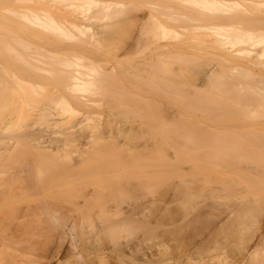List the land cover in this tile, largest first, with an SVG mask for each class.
<instances>
[{
  "label": "bare ground",
  "instance_id": "6f19581e",
  "mask_svg": "<svg viewBox=\"0 0 264 264\" xmlns=\"http://www.w3.org/2000/svg\"><path fill=\"white\" fill-rule=\"evenodd\" d=\"M138 1L139 0H0V71L2 72V78H0V264H137L139 262L138 259L136 260L135 258L137 256H134L135 251L132 245H127V247H125L126 249L124 248L123 255L118 254V256L112 258V255H114L113 252H116L115 250L117 249L115 247L109 246L108 244H105L104 242H101V234L107 232L106 228L99 229L93 240L89 242L91 245L90 248H95V251L91 250L94 256L91 255L92 252L84 254V251L77 250L78 246L76 238L78 235L79 227L81 225V221L85 220L88 217L89 209L91 208V206L95 205V203L100 200L103 194H109L111 197H114L115 195L113 194H116L122 190L126 180L131 182L132 180L137 179L139 177V175H136L137 173L131 171L133 173L131 174L129 170L128 172L126 171L127 174H121L120 172L116 173L117 169L114 171V168L117 165H115V163H119L121 161L122 158L120 157H123L122 154H120V157H117L120 159H117V161L113 159L115 161L112 162V159L107 160L104 156L106 154V156L110 157V155L113 154L106 153L105 147L101 148L99 145L97 146L99 149H103L105 154H103L102 151H98L99 149L97 150L96 147H94L95 150L92 148L93 144H91L92 141L90 142V140L97 138V136L96 138H94L96 134L95 132V134L93 133L94 137L92 136V139L89 133L94 130V128L93 130H90L92 129L90 127H93V125H90V127L88 126L90 129H88V127L81 128V131L82 129H84L82 132L76 129V126L74 127L76 131L68 129L65 130V125L63 127L65 131H59L61 129L57 130V127H59L58 125L61 124L60 121H62L60 113L62 116V112H73L76 110L77 106V108H80L79 106H81L82 108L86 107V109H88L87 107L90 108L93 103L95 104V102L98 101L97 99L95 100L94 96H91L89 93H93V91L95 90L110 92L112 94V97L115 95V99L118 100L117 103H119L120 106H123V108L124 106H127V104H130L129 106L131 107L127 106V110L130 108L129 111L127 112L126 107L124 108V110H126L125 114L130 113V110L131 112H133L130 114L131 118V115H135L136 117V114L138 115L139 112H141L139 115L141 118V114L143 111V117L145 118L142 117L140 119L138 116V119L139 121L143 119L145 125L149 124L150 118H152L153 114L155 116V112L151 114L152 116H149V113L147 112L150 111L152 113V110L154 109L159 110L162 107L159 105V103L161 102L160 100H165L161 99L163 98V96L165 98L168 97V99L170 98L169 101L171 102L172 99H174L173 101L177 103L176 105H178V107H180L179 105L183 106V108L181 107L183 109V119H175L177 123L176 121L171 120V122H175H173L174 125L172 124L171 126L169 123L170 121L168 120L169 118H165V116L161 115L164 111L163 108H165L162 107V110H159L161 111L160 114L159 111H157L158 113L156 112V121L154 120L153 116L152 121L155 126H153L152 124V128H146V130H148L147 133H149L150 129H153V131H155L154 134L156 133V135H153L152 130H150V133H152V135L149 133V137H157V140L160 136V138L164 137L163 133H165V138L163 139L168 140L169 138V140H171V138H173L175 142H179V140L183 137V142L186 141L187 143L191 142L193 145L195 144V148H192L191 146V148H186V151L192 152L196 148L206 150L208 156H204V159H200L196 155L191 154V159L195 161L202 160L206 162V169H208L209 171H203L202 168H198L197 171H195V173L193 174L195 178L199 179L205 177V180H207L206 176L209 175L208 172H211V170L213 172L216 168L219 169L220 164L221 168L222 164H231V162L234 161H228V159H226V156L221 155V151L228 150L231 152V149L234 150L235 148L236 153L240 151H238L239 146L235 147L234 144L235 140H237L236 142L239 141L238 138L236 139L235 137L237 132L235 133V135H221L220 131H224L225 128L222 130V126H220V130L216 127V129L219 130L220 134H215L214 131L209 130L208 132H212V135H205L206 132H204L202 128V125L204 123L201 124V121H217L215 122L217 125V123H220L218 122L219 119V121L225 123L227 122L226 124H230L228 121L233 124V122L236 121L243 122L246 120V118L250 119L251 117L256 118L264 116V106H261L263 107V109L260 107V105H264V92H262L264 91V16H262V14H264V0H174L176 3H174L173 1L172 4V0L170 1V3L168 2L169 0H164L167 1L165 3L162 0H158V2L162 1L164 3L163 6L169 4V6L166 7L167 10L168 8L172 9L171 11H173V9L175 10L173 13L176 15H174V19L176 21H172L173 18L171 13H169L171 17H168L172 19L167 21L168 23H170V21L174 22V24L171 23L173 25L171 29L175 28L177 31L175 33L174 29L173 34V32H171L172 30L169 29L170 27L167 26V24L164 25L166 22V20L163 18L164 16H162L164 11L161 12L162 17L160 16L161 13L158 12V17H160V19L162 20H159V18L154 17L156 13L155 15L153 13V17L158 19L157 21L159 22L160 26V28L157 30H162L160 31L161 34L163 33L164 36L167 37V39H169L168 36H171L172 34L173 39L175 38L176 41H173L172 38L171 41L170 39L167 40L163 37L168 42L161 43L162 41L160 40L163 38H158L159 43H161L158 44L159 46L156 45L154 47L157 40L155 44L154 42L151 43V46L156 48L155 50L152 47L151 51L157 52V54L154 52L156 55H152L153 57L151 56V59L155 56H157L155 58V61H157L158 57H161V59H158L157 65H154L151 68L150 66L151 63L152 65L154 64V59H152L151 61L150 58L145 60H149L151 63L149 61L148 64L150 63V65H147V63H145L147 67L144 66V69L142 70L145 71L148 68L149 72H146H148L147 74L151 75H148V78L146 77L147 74L143 76L144 79L142 80V86H140L141 82H138L139 79L138 81H136L134 80V77H130V73L127 74L129 75V77H126L127 75H123L126 78L124 79L123 77V79L120 80L121 77L119 75L126 73V71H124V73L122 72L123 70H121V68L125 69L126 67H123L121 63L118 64L120 66H117V68L120 69V72H122L120 74L118 70L116 72V68H114L115 65H110V68L108 67V64H106V66L104 65V61L108 58L106 52H111L112 48L111 47L110 49H108L106 45H108V42L110 40L113 43L115 42V40L113 41L112 39L106 37H111L107 35H110L112 32H114L112 33L113 37L114 35H116L115 33H117V25L120 21V18L119 20L118 18H116L118 21L116 20L115 24V22H113L115 21L113 18L117 15L119 17L120 14H123L125 12V15L123 14L120 17H122L121 20L124 17V19H126L128 22L131 18L130 16H132L133 13H135V15H137L138 13L132 12V14L130 15L129 13H126L129 11H125V9L127 6L137 3ZM140 1L143 4L142 6H140L141 4L139 6L143 7V5H145L143 9L147 10L146 13L148 11H150L149 13L153 12L150 9L152 7L154 8V10H156L154 6L157 0L156 2L153 0L155 4H153L154 2L152 0H149L150 5V1L153 2V6L151 5L152 7L147 6L146 3L148 2V0L147 2L145 0V4L143 0ZM140 1L138 3H141ZM158 6L156 8H158ZM130 8L128 9L130 10ZM132 10H135V7L132 6L130 13ZM158 11L162 10L160 9ZM166 12H170V10ZM146 13H144L145 16L149 14ZM165 13L164 15H166ZM126 14L127 17H125ZM128 14L130 16H128ZM151 14H149V16H151ZM135 15L133 16L135 17ZM142 15L143 13L141 14V17ZM182 15L188 23L189 21H194L198 24L202 23L201 25L196 24L195 30L197 31V29L199 30L200 28L205 29L204 31H206L207 34L209 32V34L206 35L207 38L209 37L208 39H210V37L213 38L214 35L216 38H211V42L214 40L213 42L216 43L215 46L212 42L210 46L211 49L208 48V44H210L211 42L209 43L208 41H206L208 46L206 47V42L204 41L206 39L204 33L206 34V32H204L203 35H198V41L200 37H205V39L201 38L202 41H200L201 43L204 41V45H201V43H199L201 46L198 44V47V45L195 44L196 39L194 38L195 41L191 39L194 44L191 43V46L190 44L186 45L189 47V49L190 47L191 49H196L198 47V50L196 51L194 49L195 51L192 52L190 49L188 52V47L185 48V41L189 40L188 42L190 43V39H188L187 37L185 41H181V37L183 35L180 36V33L178 32L180 30H178V27H183L181 26L180 21L182 20L183 23L186 22L184 19L181 18ZM145 16L143 17V19L145 18ZM137 17L139 18L140 16L138 15ZM147 18H145L144 20L146 21ZM178 18H181V20L179 21L178 26L176 28L175 25L177 24L175 22L179 20ZM135 19L138 20L136 17L134 18V20ZM163 19L165 20V22H163ZM152 20L153 19L149 21L153 23ZM123 21L120 22L122 23ZM153 21H155V19ZM131 22H133V24L136 23L135 21H133L132 18ZM131 22L128 25L131 24L133 26ZM141 22V24L139 22L137 24L138 26L140 25L142 28L144 27V21ZM146 22L147 23L145 24L149 23L148 19ZM125 23L126 22H124V25ZM149 24L145 26H149ZM156 24L154 23V25ZM112 25H114V28L116 29L109 28ZM134 26L136 27L135 24ZM151 26L153 25L151 24ZM191 26L193 28L195 27L193 25ZM156 27L157 26H155L154 29ZM108 28L109 31H111L110 33L107 32ZM146 29L148 30V28ZM192 29L187 31H192ZM203 29L201 30L203 31ZM182 30H184V28H182ZM118 31L120 32V30ZM187 31L186 33H188ZM143 32L147 36L145 30H143ZM160 32H157V34ZM181 32L183 33V31ZM104 33L107 35H105ZM190 33L191 34L189 37H193L192 33L195 34L194 31ZM102 36L103 38L105 37L104 39H106V42L102 40ZM141 36L143 37L142 34ZM158 36H160V34ZM150 37L152 38V36H149V42V39H151ZM182 38L185 37L183 36ZM139 39L141 38L139 37ZM101 40L105 44L101 42ZM134 41L135 42L132 41V43L140 44V42H138L137 40ZM112 42L110 43V45H113ZM188 42L186 41V43ZM102 43L105 46H103ZM132 43L131 45H127L129 47H126V49L130 48L127 50V54L129 52L130 54L132 52V55L134 54L133 52L137 53L136 50L139 45L134 44L136 46L134 47ZM96 44L98 45L95 46ZM101 45L103 46V48L102 50L100 48V50L106 55V58H103L104 54H102L100 50H95L96 48L98 49ZM192 45H195V47H193ZM212 45L216 48L217 52L216 50L214 51L215 48H212ZM203 46L211 50V52L214 51L215 53L213 52L212 55H216L217 53V57L220 58L216 60L219 62V66L218 64H213L215 60L212 61L213 63L210 64H208L209 59L207 61L203 60L208 55L209 57H211V53L208 50H206L208 51V55L205 56L207 53H205V49L203 48ZM258 47H260V49H258ZM90 48H95V51H91V53L93 52V54H90V51H88ZM182 48L186 49V52L188 54L191 53V55L189 54V58L191 57V61H189V58L187 61L183 60V58L186 60V58L184 57V54L186 53ZM199 48H201V54ZM103 49H106V52H104L105 50ZM114 50L112 48V51ZM169 50H172L175 53H172V55H181L180 53L182 52L183 56L178 57L176 55L177 58L182 57L180 59H182V61L184 62L182 63L180 61V63H178V66L179 64H182L183 67H186L185 69H183V73L181 72L182 74H176V72L173 73L172 70L175 71L176 69L174 68V70L171 68L168 59V61L165 60V58H168V55H170ZM110 52L108 54L111 55L112 53ZM152 52H149V54ZM101 54V59L105 60H102V62H99L98 64L97 60L100 59L96 58L95 61V58H93L92 55H97V57L100 58ZM174 55L173 57H175ZM146 56L150 57V55ZM197 56H199V58L201 56L202 59L200 58V61L198 60L196 63H193L195 62L196 58L194 59V61H192V57ZM2 58L5 59L7 65L2 64ZM176 60L177 59H175V61L171 60V62H176ZM244 60L246 64H243L244 67H241L242 61L244 63ZM203 62H205V64ZM234 62H236L235 65H232ZM202 63L205 67L206 65H208V67H211H206L204 69ZM237 63L238 65H236ZM212 64L214 66H212ZM239 64L241 65L239 66ZM178 66L176 68H178ZM252 66H259V70L256 71L258 72L257 74L256 72H254L255 68L251 69ZM197 67L198 69L201 67L203 68H201L199 72V70L196 71ZM252 71L254 73H252ZM172 74L175 75L171 76ZM198 74H202L203 76L202 78L198 79L200 82L198 80L196 81ZM168 75L170 77H168ZM128 78L129 81L126 80ZM137 78H140L141 80V77L137 76ZM145 78H147V80ZM116 79L118 80V83H122L118 84ZM131 79L132 82L134 81V84L130 82ZM201 79L204 80V86L202 85V87H204L203 90L201 89L202 87L199 88V85L202 84ZM123 80H126L129 83L125 81V86ZM195 81L199 84H197V88L194 85L196 83ZM136 83H140L139 86ZM120 85L123 87H127L128 85V89L124 87L125 91H123L124 89H121L122 87H120ZM143 87H149L150 92L153 91L154 93H157V95L162 97L158 98L155 95L156 99H160L155 100L152 92H147L149 95H146L145 91L143 92L141 90V88ZM129 88L131 90L133 88V90L136 91L132 92L131 90H129ZM126 90L131 94H129ZM137 92L139 94H137L138 96L136 97L135 93ZM132 93L135 94L136 98L134 97V95H132ZM141 94L146 97L151 96L154 101H150L151 99H149L148 102V100H146L148 98L144 97L146 98L145 100L148 102L146 103L144 101L143 95L140 96ZM172 95H175L173 96L174 98H172ZM128 96L130 97V99ZM136 100L138 102H136ZM155 101H157V106ZM158 101L160 102L158 103ZM167 101L168 100H165L166 103ZM121 103H123V105ZM133 103H135V105ZM140 103L143 106L147 105L145 108L149 107L150 105L152 106V108H156H153L151 110H149L148 108L147 110L144 108L142 109L141 107L143 106L140 105ZM153 103H155V105H153ZM160 104L164 105L163 102H161ZM25 105L30 107L27 108V106ZM58 106H60L61 108H59ZM257 106H259V108ZM234 107H237L238 109L241 107V110L243 109L244 113L243 111L241 114L239 112L236 113L237 111L235 112ZM245 107H247V109ZM29 108H31V111H28L30 110ZM132 108L134 109V111L138 108L139 112L135 111L134 113ZM19 112L21 113V115H23L22 120L26 118L25 121H22V123L20 122L21 120L16 119L21 116H18V114H20ZM44 112L46 113L44 114ZM43 115L47 116V124L46 121H43L45 129L41 130L39 128L43 129V127L40 126L41 124L39 122V118L42 119L43 117L41 118V116ZM157 115L159 119L163 117L165 118V120L167 119V122H163L162 120L159 121V119L156 118ZM242 116L243 118H240ZM67 120L68 118H66V121ZM152 121L150 123H152ZM180 121L181 123H179ZM38 122L40 126L39 128L37 126ZM155 122L158 127L156 126ZM210 122L205 123V125H209L208 123ZM255 122H257L256 119ZM165 123H169L170 128L169 125L166 126L167 124L165 125ZM252 123L253 122L248 123L250 124L249 126L252 127L254 125V123L253 125H251ZM61 125L63 126V123ZM97 125L101 126L102 129L104 124ZM145 125L144 128L147 127ZM175 125L179 126L175 127ZM180 125L182 126L180 127ZM198 125L202 128L200 130L203 131H200L198 129ZM225 125L223 124V126ZM99 126L98 129H100ZM173 126L174 128L172 129ZM236 126L239 127V125ZM244 126L245 125H243L242 128L241 125L239 131H241L242 129H245L247 131L246 127L248 125L245 127ZM259 126H261V122ZM154 127L156 128V130L160 128V133L159 130L156 131ZM238 127H236L235 129L238 130ZM211 128L213 130V127ZM250 128L249 130L252 129ZM206 129L208 130V128ZM125 130L129 132V129ZM249 130L245 132L247 134L248 132H250L251 134L254 129H252V131ZM99 131H97L96 129V135H98V137ZM255 131L256 129L253 132ZM145 132L146 131H144L142 135L144 137L146 135L147 137L148 134L146 133L144 135ZM157 132L159 133V135L161 134V132L162 134L158 136ZM215 132L217 131L215 130ZM226 132L227 130H225L223 133ZM229 132L230 131L228 130V133ZM243 132L244 131L242 130V133ZM258 132L256 131V133ZM100 135H105V132L103 133V135L100 133ZM237 135H239V133H237ZM251 135H253V133ZM133 136H131V138ZM254 136L251 137L254 138ZM262 136L263 135H261V139ZM102 138L105 139L106 137ZM135 138H139V136H136ZM98 139L99 138H97V140ZM104 139L103 141L106 140ZM163 139H160L161 143L162 141H165ZM259 139L260 138L257 137V140ZM246 140L247 139H244L245 142ZM95 141L96 140H94L93 143ZM76 142H78V147L80 149L78 150L79 157L72 159V145ZM89 143L92 145H90L92 151L95 152L97 150L95 155L101 152L103 156H96L95 159L92 158L95 155H91V149L87 148L90 151L86 149V146L89 145ZM167 145L169 146V144H166L164 146ZM241 145L242 144H240V148ZM161 147L163 148L162 150H165L166 148L163 146ZM247 147L248 146H246V149H248L247 153H243L244 155L235 154L237 155L235 156L236 163L242 159H247L249 161H255L260 164H264V160L259 157L253 156L249 151L250 149ZM68 148L70 151L68 150ZM158 148H160V146ZM82 149L85 150L83 151ZM242 149H245V147L241 148V150ZM162 150H160V152H162ZM65 151L68 153L69 156H71V161L76 159L75 162H71L70 160H68V162H64V165L67 166L69 169H71V167H80L81 165L88 167L89 165L94 164L99 167L98 172L101 175L100 182L102 184V187L88 188L86 191L81 192L79 195L81 198H83V200L78 199L74 203H67V200L65 199L66 194L60 189L56 190V188L53 187V183H55L56 180L59 178L58 165L61 163L59 157H64L67 154L64 153ZM108 151L109 150H107V152ZM183 151L185 150L183 149ZM60 152H62L63 155H61ZM244 152H246V150ZM86 154L88 155V157ZM65 159L67 158L65 157ZM110 162L115 166H111ZM66 163H70L71 165H66ZM123 163L124 162H122V164ZM124 164H126V162ZM107 165H109V167ZM196 165H198V163ZM118 166H120V164ZM112 167L113 171H111ZM213 168L215 169L213 170ZM217 171L220 173L222 172V169H219ZM71 172L73 173V170ZM71 172L67 173V175ZM203 174H205V176ZM136 176L138 177L136 178ZM230 191L232 190L230 189ZM192 196L193 195H190V193L186 195L184 199L185 207L194 204L192 202L194 197L192 198ZM114 198V204L112 205V207L107 208V214L104 220L107 225L110 224L108 229L111 230L114 227L123 226L124 224L136 223L135 217L138 214L136 205L133 202H130L128 203L127 207H123V202L118 200L116 197ZM115 215L119 216L118 219H114ZM111 258L114 259V261Z\"/></svg>",
  "mask_w": 264,
  "mask_h": 264
},
{
  "label": "rangeland",
  "instance_id": "374dc122",
  "mask_svg": "<svg viewBox=\"0 0 264 264\" xmlns=\"http://www.w3.org/2000/svg\"><path fill=\"white\" fill-rule=\"evenodd\" d=\"M134 1H137V0H134ZM143 1L145 4V0H143ZM152 1H150V2H151V5L153 6V4H155L156 0H154L155 2L153 1L154 3ZM162 1H164V0H162ZM162 1H159L160 2L159 3L157 0L158 3L156 2L155 6H154L156 10H154V8L150 5L149 0H148V2L146 0L147 6L152 7V8L148 7L151 9V11H153V12H151L152 14L149 13L150 11H148L146 13L147 10L143 9V7H145V5H143V7H140L143 4L141 1H140L141 3H138V2L134 3L133 2L134 4H132V5L129 4L130 6H127L125 9V11L127 10L129 12H126V13H129L130 15L132 14V12L138 13L137 15H135V13H133L132 16H130L128 14V16H130L133 19V21L136 22V23H134L136 25V27L134 26L133 22H131V18L128 22L126 19H124V17L121 20L122 17H120V16H122L123 14L125 15V12L123 14H120L119 17H118V15L116 17H114L113 19L115 21H113V22H115V24H116V20H117L116 18H118V20L120 18V21L126 20V21H123L122 23L120 21H119V23L117 22L118 23L117 29L114 28V25L109 27V28H113V29L117 30V33H115L117 36L114 35V37H113L112 33H114V32H112L110 35L105 34L107 32H109V33L111 32V31H109V28L107 29V32L104 33L105 35L111 36L114 39L111 37H106V38H110L113 41L115 40L114 43L110 40L113 43V45L111 44L112 46L110 45L111 42L108 40L109 42L108 41L107 42H108L109 47H108V45H106V47L108 49H110L112 47L113 50L114 49L115 50L112 51V48H111V52L110 51L106 52L107 48L103 49V50H105L104 52L107 53L108 58L106 60L104 59L105 61L103 59H101L102 54H104L101 52V50H102L103 46H105L104 42H106L105 41L106 39H104L105 37L103 38V36H102V40L104 42L102 40H101V42L104 43V44L102 43L103 46L102 45L99 46L98 49L97 48L96 49L90 48L91 50L90 49L88 50V51H90V54H93V52L91 53V51H93L94 49L96 51L97 50L99 51L101 48L100 52L102 54H101L100 58L97 57V55L96 56L92 55L93 58H95V61H96V58L100 59L101 61L97 60V62L99 64V62H102V60H103L104 65L106 66V64H108L109 68H110V65H113V66L115 65L114 68H116V72H117V70L119 71V74L122 72L124 73V71H126V73L121 74L122 76L119 75L121 77L120 80H122L125 75L130 73V75H131L130 77H134L135 79L134 78L133 79L136 81H138V79H139L138 82H141V84L140 83H136V84H138V86H139V84H140V86H142V80L144 79L143 76H145L149 72L148 68L145 71L142 70V69H144V66L147 67V65H150V63H151L150 61L152 59H154V61H153L154 64L152 65V63H151V66H150V68H151L152 66L157 65L158 59H161V57H158L157 61H155V58L157 56H155L154 58L151 59L152 55L154 56L155 53L157 54L156 51H154L155 53L151 51V49L153 47V46H151V43L154 42V44H155V42L157 40L156 44L154 45V47H155L158 44L168 42L167 40H169V39L171 41L173 39L172 34H171V36H168L169 39H167V37H165L163 33L161 34L160 31H162V30H157L160 28L159 22L157 21L158 20L157 18H159V20H162V19H160V17H158V15H159V13H161L163 11L165 13L166 11L170 10V12L165 13L166 15H164V13H163V15H162V13L160 14V16L161 15L164 16L163 18L166 20V22H165V20L163 19V22H165L164 25L167 24V26L170 27L169 29H171L173 27L172 24H174V22H172V21H176L174 19L175 14L173 13L175 10L173 9V11H171L172 9H169V8L167 10L166 7L169 6V4L168 5L166 4L165 6H163V5L168 0L164 1V3ZM170 1L171 0H169L168 2L170 3ZM173 1L174 0L171 1V4ZM175 1H178V0H175ZM175 1H174V3H176ZM171 4H170V6H171ZM132 6L135 7V10H132L130 13ZM137 6H139V7H137ZM157 6L159 9L156 8ZM160 6H161V8H160ZM128 8H130V10ZM136 8H139V9H136ZM160 9L162 11H158ZM142 13L144 16H145L144 13L151 14V16H149V14L147 16H145V18L148 17L147 19H148V22L150 23V24L148 23L149 26H145V25H148V24H145V23H147L146 22L147 19L145 21L144 20L145 18L143 19L144 16L142 15V17H141ZM153 13H154V15L156 13V15L154 17H157V18L153 17ZM169 13H171L173 19L170 18L171 16L169 15ZM133 15H135V17L138 20L139 19L140 20L139 21L136 19L134 20L135 17ZM138 15L141 18L140 17L138 18L137 17ZM168 16H170V17H168ZM262 16H264V14H262ZM125 17H127V14ZM167 17H168V19H167ZM177 17H180V16H177ZM181 18L184 19L183 15L181 16ZM181 18H178L179 20H177V22H175L177 24V25H175L176 28H177L178 23L181 20ZM127 19H129V18H127ZM151 19H153V20L155 19V21L152 20L153 23H151L150 22ZM171 19H172V21H170V23H168V21ZM184 20L186 21V19H184ZM141 21H144L143 24H144L145 28L144 27L141 28L140 25H139L140 27L138 26L137 23L138 22L140 23ZM124 22H126L125 25H124ZM130 22L133 24V26L131 24L128 25ZM156 22H157V24H156ZM154 23L156 25H154ZM194 23H195L194 21H189V23L187 21L184 23L182 20L180 21V24H181V26H183L182 28H184V30H182L181 27L180 28L178 27V30L180 29L181 31H183V33L180 30L178 32L180 33L179 34L180 36L183 35L185 37V38H182L183 37L182 36L181 41L182 40L185 41V39H187V37H188V39H190V43L188 42L189 40H186L188 43H186V41H185V48L188 47L186 44H190V46H191V43H193V41H195L194 38L196 39L195 44L198 45L199 43H201L200 41H202L201 40L202 37H200L199 41H198V35H203V33L206 32V31H204L205 29H203V28H200L199 30L197 29V31H196L195 30L196 24H198V23H195V25H194ZM143 24H142V26H143ZM151 24L153 26H151ZM201 24L202 23H200L198 25H201ZM121 25H122V29H121ZM191 25H193L195 27L193 28ZM155 26H157V27L154 29ZM146 28H148L149 31ZM113 29H111V30H113ZM139 29L141 30V32ZM142 29L145 30V32L147 33V36L143 32ZM174 29H171L172 30L171 32H173ZM191 29H192V31H187V30H191ZM201 29H203V31ZM118 30H120V32ZM185 30L188 33H186ZM156 31L160 32V33L157 34ZM176 31L177 30L175 29L174 32L176 33ZM193 31L195 32L196 35L194 33H192L193 37H189L191 34L190 32H193ZM154 32L157 35H155ZM174 32H173V34H174ZM201 32H202V34H201ZM151 33H153L154 35ZM141 34L143 35V37L141 36ZM159 34H160V36H158ZM208 34H209V32H208ZM208 34L206 32V34L204 33V36H206ZM150 35L152 36V38L150 37L151 39H149L150 40V42H149L148 38ZM185 35H187V36H185ZM138 36L141 39H139ZM195 36H197V37H195ZM137 37L139 40L137 39ZM154 37L155 38L157 37V38L155 39ZM163 37L167 40H165ZM158 38L159 39L163 38L160 40V41H162L161 43H159ZM208 38L206 36V39H205V37L202 39H205L204 40L205 42L208 41L210 43L211 40L213 38L215 39L216 37L213 35V38L212 37H210V39H208ZM191 39H193V41H191ZM134 40H137L138 42H140V44L132 43V41L135 42ZM151 40H152V42H151ZM163 40H165V41H163ZM173 41H176L175 38L173 39ZM204 41L202 42L203 44L201 43V45H204ZM212 42L210 44H208L209 47L207 46V42H206L205 43L206 47L211 49L210 46H211ZM131 43L133 45L134 44L139 45L137 50H136L137 53L133 52L135 55L134 54L132 55V52H131V54H130V52L127 54V50L130 48L126 49V47H129L127 45L128 44L131 45ZM99 44H101V43H99ZM213 44L215 46L216 43L213 42ZM97 45L98 44H96L95 46H97ZM135 45H134V47H136ZM197 45H196V47H197ZM199 45H198V47H199ZM149 46H151V47H149ZM192 46L195 47V45H192ZM214 46L212 45V48H215ZM197 48L196 49L192 48L193 49L192 50L190 47L192 52H194L195 50L197 51L198 50ZM203 48L205 49V53H207L208 51L211 53V57H209V55L207 53L205 56L208 55L207 56L208 58L204 56L205 58L203 60L207 61L209 59L208 64L213 63L212 61L215 60V62L213 64H218V66H219V62L216 61L219 58V57H217V53H216V55H212V53L216 50V48L214 49L213 52H211V50L205 48V46H203ZM154 49L156 50V48H154ZM182 49H184V48H182ZM190 49L188 47L187 51L189 52ZM199 49H200V54H201L202 53L201 48H199ZM204 49H203V51H204ZM258 49H260V47H258ZM206 50H208V51H206ZM184 51L186 53V54H184V57L186 58V60L184 58H183V60L187 61L189 56L191 55V53H189L190 54L189 55L186 52V49H184ZM100 52H99V54H100ZM109 52L112 53L111 55H113V56L108 54ZM149 52H152V53L149 54ZM216 52H217V50H216ZM113 53H115V54H113ZM172 53H174V52L171 50L170 55H168L169 57L165 58V60L168 59L170 62L171 68L176 69V70L174 69L175 71L172 70L173 73L176 72V74H182L183 69H185L186 67H183L182 64H179V66H178V63H180V61L182 63H184V62L182 61V59H180L182 57L177 58V56L178 57L183 56V54H182V52L181 53L178 52L181 55L176 54L177 55L176 56V55H174L175 54L174 53L173 55L175 57H173ZM193 54H195V53H193ZM146 55H150V57H147ZM198 55H199V53H198ZM103 56H104L103 58H106L105 54ZM202 57H203V54H202ZM149 58H150V61L149 60L145 61L146 59H149ZM170 58L172 61H175V59H177L176 60L177 63L171 62ZM192 58H193L192 61H194V59L199 58V56L192 57ZM200 58H201V56H200ZM200 58L197 60L195 59V62H193V63H196L198 60L200 61ZM2 59H1L2 64L7 65L5 59L4 58H2ZM118 61H119V63H118ZM148 61L150 62L149 64H148ZM189 61H191V59ZM205 62H203V63L205 64ZM120 63L123 67H126L127 69L121 68V70H123V71L120 72V69L117 68V66H120V65H118ZM145 63H147V65H145ZM203 63H202V65H203ZM235 63L236 62H234L232 65H235ZM238 63H240V62H238ZM238 63L236 65H238ZM213 64H212V66H214ZM243 64H246L245 60H244V63L242 61V65L239 64V66L241 65V67L242 66L244 67ZM113 66H112V68H113ZM177 66H178V68H176ZM206 67L210 68L211 66L208 67V65H206ZM206 67L204 66V69ZM216 67H217V65H216ZM201 68H203V67H201ZM201 68L198 69V67H197L196 71L199 70V72H200ZM252 68H255L254 72L259 70V66H252L251 69ZM146 71H148V72H146ZM254 72L252 71V73H254ZM1 73L2 72L0 71V78H2ZM257 73L258 72H256V74ZM132 74H133V76H132ZM148 75H151V74H147L146 77ZM173 75H175V74H172L171 76H173ZM137 76L141 77V80H140V78H137ZM126 77H129V75H127ZM126 77H124V79ZM168 77H170V76L168 75ZM202 77H203L202 74H198L196 81ZM147 78H145V79L147 80ZM118 79H119V77H118ZM171 79H172V77H171ZM126 80L129 81V78ZM126 80H123L125 86H126V83H125ZM201 80H202L201 85H199L195 81L196 83L194 85L196 86V88H197V84L200 86L199 88H201L202 85L204 84V80L203 79H201ZM243 80H245V79H243ZM128 81H126V82H128ZM130 82H132V79ZM117 83H118V80H117ZM120 83H122V82H120ZM120 83H118V84H120ZM132 83L134 84V81ZM116 86H119V85H116ZM120 87H122L121 89H124L123 86L120 85ZM127 87H128V85H127ZM127 87H125V88L128 89ZM131 87H133V86H131ZM143 88H141V90L143 92L145 91L146 95H149L148 93L150 92L149 91L150 88L149 87H147L148 89L145 87H143ZM193 88H194V86H193ZM196 88H195V90H196ZM201 89L203 90L204 87H202ZM129 90H131V89L129 88ZM123 91H125V89ZM131 91L135 92L136 90H133V88H132ZM151 92L153 93V97L155 100H157L160 97L159 95H157V93H154L153 91H151ZM262 92H264V91H262ZM89 94L91 96L93 95L95 100L96 99L98 100V101H96L97 103L96 102H95V104L93 103L92 104L93 106L91 105L90 108L87 107L88 109H86V107H83L84 108L83 109L81 106H79L80 108H77L78 107L77 106L76 110H75L76 112L73 111V112H67V113L64 112L63 113L62 111H60V112H62V116L60 113V117H61L62 121H64V122L60 121L61 124L63 123V126L61 124H59L58 125L59 127H57L58 128L57 130L61 129L59 131H63L65 128V130L68 129V130H72V131L75 130L76 131V129H78L81 131V128H85V127L87 128L88 126L90 127V125H93V127H90L92 129H90L88 127V129H90V130H93V128L95 130V131L93 130V131L89 132L91 139H92L94 137L93 135L95 133L97 134L96 129H97V131H99L101 129V126H99L97 124H101V125L104 124L103 128H102L104 130L101 129L99 132L102 135L105 132V135L101 136L100 133L98 132L99 137L96 134L94 137V138H96V136H97V138H99L98 140L102 139V140H100L101 142L98 141L97 138L90 140V142L92 141L91 144H93V146L89 143V145L86 146V149L87 148L91 149V152H90L91 155L92 154L95 155L96 151L99 149L97 147L98 145L101 148L105 147L106 150L105 149L104 150L106 151V153H109V154L113 153L110 155V157L106 156L103 149H99L98 151H102L103 154H105L104 156L107 160L112 159V162H113L115 160L117 161V159H120V158L124 159L125 158L124 160H122V159H121V161L119 160L121 163L120 162L119 163L114 162L115 165L117 164L116 167L114 168V171L117 169L116 173L120 172L121 174L122 173L124 174V173H126V171L128 172V170H129L131 174H133L132 172H135V173H137L136 175H139L140 179L138 176H136V178L137 177L138 178L132 180L131 182L126 180L122 190L116 194H113V195H115L114 197H116L118 200L123 202V207H127L128 203L133 202L136 205V209H137L138 214L135 217L136 223L124 224L123 226L114 227L111 230L108 229L110 224L107 225V223L104 222V220L106 218V214H107L106 210L108 207H112V205L114 204L113 200L115 198L113 196L111 197L109 194H105V195L103 194L102 197L100 198V200H98L97 203H95V205L91 206V208L89 209L88 217L85 220L81 221V225L79 227L78 235L76 238V242H77V246H78L77 250L84 251V254H88V253L92 252L93 250L95 251L94 247L92 249L90 248L91 245L89 242L91 240H93V238L95 237V235L97 234L99 229L106 228L107 232H104L101 234L102 235V239H101L102 241L101 242H104L105 244H108L109 246L115 247L117 249V250H115L116 252H113L114 255H112V258L118 256V254L123 255L124 254L123 253L124 248L127 247V245H132L133 249L135 251L134 256H137L135 258H136V260L138 259L139 262L138 261L137 262L140 264H165V263H167V264H264V164H260V163L255 162V161H249L247 159H242L236 163V160H235V156L241 155L243 153H247L248 149H246V146H248L247 148L250 149L249 151L251 152V154L253 156L259 157V158L264 160V138H263L264 137V130H262V129H264V124H263L264 121H262V120H264V116H261L263 118H261V117H256V118L251 117L250 119L246 118V120L248 119L249 122H248V120L247 121L245 120L243 122H238V121L233 122V124H235V125H233L230 121H228L231 124V126H230V124H226L227 122L225 123V122L219 121V119H218V122H220V123H217V125L215 123L217 121H211L210 122V121L206 120L207 122H210V123H208L209 125H207V124L205 125V123H207V122L201 121V124L204 123L202 125V128H203L204 132H206V134L204 133L205 135H212V132H208L209 130L214 131L215 134L221 133V135H226V134L235 135L236 132L239 133V135H237V133H236L237 136L235 135L236 139L238 138L239 141L236 142L237 140H235L234 144H235V147L239 146V148H238L239 150L238 149L237 150L240 152L236 153V151H235L236 148L234 150L231 149V152L228 150L227 151L224 150V151L220 152L221 155L226 156V159H228V161L234 160L235 162L233 161V162H231V164H222L221 168H220L221 164L219 163L220 164L219 169H222V172L219 173L217 171V170H219L218 168H216L217 170L215 168H213V170L215 169V171L212 172V170H211L212 173L208 172L209 175L206 176L207 180H208L207 181V180H205V177L198 179V178H195L193 176V174L195 173V171H197L198 168H202L203 171L204 170L209 171L208 169H206V162L202 161V160L195 161V160L191 159V156L193 154L196 155L197 157H199L200 159H204V156H206V155L208 156V153L206 152V150L196 148L192 152L186 151L189 147L191 148V146H192V148H195L194 147L195 144L193 145L191 142L187 143L186 141H185L186 143L183 142V137L179 140V142L178 141L175 142L173 138H171V140H169V138H168V140L163 139V138H165V135H164L165 133H163L164 137L162 136L163 138H160L161 137L160 135L162 134V132H161V134L159 135V133H160L159 129L160 128L157 129V130H159V133L157 132V135L160 136V137H158L159 138L158 140L160 142L157 140V137L156 138H154V136H152V138L149 137L150 134L152 135V133H150V130H152L153 135H156V133L154 134L155 131H153V129L149 130L150 134L147 133L148 130H146V128L147 129L152 128L151 125L153 124V121H152L153 116H154L153 113L155 112V116H156V112L159 111L162 107H165V108H163L164 111L162 112L161 115L165 116V118H167V117L169 118L168 120L170 121L169 123L171 126H172L173 122L176 121L175 119H177V118L179 120L183 119V109H182L183 106L179 105L180 107H178V105H176L177 103L175 101H173L174 99H172V98H174L173 96H175V95H172V98H171L172 102L169 101L170 98L168 99V97L165 98L164 96H163V98H161L162 97L161 96L160 97L161 99L168 100L170 104L168 103V101L166 103L165 100L162 101V100L158 99L161 102H163L165 106L161 105L160 104L161 102L158 101V103L160 102L159 105L162 107L161 108L158 107V108H160L159 110H156V109L152 110L153 111L152 113L149 110L156 108V107L152 108L151 105L150 106L148 105L150 108L147 107L149 109L148 110L149 112H147V113H149V116H152L151 114H153L152 118L149 117L150 122L152 121V123L149 122V124H150V127H149V124L145 125V122L143 119L139 121L138 116L140 115L141 112L138 111V108H137V110H135V111L139 112L138 115L136 114L137 118L135 117V115H131L132 116V118H131L130 114L133 113V112H131V110H130V113L125 114L126 110H127V106H129L130 104L129 105L127 104V106H124V108L126 107V110H124L123 106H120V104L117 103L118 100L115 99V97H114L115 95L113 96L114 97L113 98L112 94L110 92H103L102 90H95V91H93V93H89ZM129 94H131V93H129ZM135 94L137 97L138 96L137 94H139V93L137 92ZM135 94L132 93V95H134V97H135ZM143 94H141L140 96H142ZM150 95H152V94H150ZM155 95H156V97H158L157 99H156ZM130 97H131V95H130ZM130 97H129V99H130ZM144 97H146V96L143 95V98ZM146 98H148V99H146ZM146 98H144V101L146 103L149 102V99H151L150 101H154L151 96H147ZM145 99L148 100V102ZM137 100H136V102H138ZM155 102H156V106H157V101H155ZM135 103H133V104L135 105ZM171 103H172V105H171ZM121 104L123 105V103H121ZM138 105H139V103H138ZM140 105H142V104L140 103ZM153 105H155V103H153ZM25 106H27V105H25ZM136 106H137V104H136ZM146 106L147 105H145L141 108L142 109L144 108L147 110V108H145ZM261 106H264V105H260V107ZM28 107H30V106H27V108ZM58 107L61 108L60 106H58ZM129 107H131V106H129ZM257 107L259 108V106H257ZM245 108L247 109V107H245ZM261 108L263 109V107H261ZM29 109L30 110H28V111H31V108H29ZM129 109L127 110V112L129 111ZM132 110L134 111L133 108H132ZM234 110H235V112L237 111L236 113L239 112L241 114L242 111L244 113V110L243 109L241 110V107L239 109L237 107H234ZM135 111H134V113H135ZM58 112H59V110H58ZM45 113L46 112H44V114ZM160 113H161V111H159V114ZM263 114H264V112H263ZM20 115H21V113L18 114V116H20ZM128 115H129V117H128ZM141 115L143 117V111H142ZM155 116H154V120L156 121L157 119H155ZM170 116H171V118H170ZM20 117L16 118V119L21 120L20 121L21 123H22V121H25L26 118L24 120H22L23 115H21ZM65 117L68 118L67 121H66ZM41 118L42 119L39 118V120H40L39 122L41 124L40 126L43 127V129L39 128L40 127L39 122H38L37 126L39 129L44 130L45 128H44L43 123L46 121V124H47V116L43 115V116H41ZM139 118H140V116H139ZM143 118H145V117H143ZM149 118H147V119H149ZM156 118L159 119L158 115ZM165 118L163 117V118L159 119V121L162 120L163 122H167L166 121L167 119L165 120ZM240 118H243V116ZM255 119L257 120V122H255ZM171 120H174V121L171 122ZM259 120H261V121H259ZM141 121H143L144 124ZM245 122L247 123L248 126L246 125ZM251 122H253V123L255 122L254 125H253V123L251 124L254 127L249 126L250 124H248V123H251ZM260 122H261V126L263 125L262 126L263 128L261 126H259ZM30 123H31V120H30ZM157 123H158V121H157ZM169 123L168 124L165 123V125L167 124L166 126H168ZM176 123H177V121H176ZM179 123H181V121ZM221 123H222V125H221ZM155 124H156V122H155ZM223 124L224 125L226 124V125L223 126ZM64 125H65V127H64ZM96 125H97V127H96ZM106 125H107V127H106ZM108 125H109V128H108ZM111 125H112V127H111ZM144 125L147 127L144 128ZM158 125H160V124H158ZM170 125H169V128H170ZM182 125H180V127ZM236 125H239V127ZM241 125H242V128H243V125L247 126L246 127L247 131L251 127L252 129H254V130L256 129L257 132L260 131L261 133L260 132L256 133V131L253 132L254 130L252 131V129L250 128L251 130H249V131H252L253 135H251L252 133L250 134V132H248V134H249V137H248V134L246 133L247 131L245 129H242L244 131L243 133H242V130L239 131V128H241L240 127ZM75 126H76V129H74ZM98 126L100 127V129H98ZM153 126H155V125L153 124ZM156 126H157V124H156ZM176 126H179V125H175V127ZM207 126H209L210 128ZM220 126H222V130L225 128L224 131L227 130V132L223 133L224 131H220V133H219V130L221 128ZM72 127H73V129H72ZM211 127H213V130ZM214 127H215V129H214ZM216 127L219 130L216 129ZM236 127H238V130L235 129ZM131 128H132V130H131ZM133 128H134V130H133ZM166 128H168V127H166ZM173 128H174V126L172 127V129ZM202 128L199 126L198 129L200 130ZM206 128H208V130ZM108 129H109V132H108ZM125 129H129V132H127ZM192 129H194V128H192ZM232 129L235 131H233ZM83 130L84 129H82V131ZM139 130H141V131H139ZM155 130H156V128H155ZM203 130H200V131H203ZM215 130L217 132H215ZM228 130L230 131L229 133H228ZM110 131H112V132H110ZM144 131H146L144 133V135L147 133L148 138L146 137V135H145V137L142 135V133ZM136 133H137V135H136ZM244 133L246 136L244 135ZM259 133H260V135H259ZM196 134H198V133H196ZM109 135H110V137H109ZM261 135H263L262 139H261ZM131 136H133L132 137L133 139L131 138ZM136 136H139V138H135ZM251 136H254V138ZM102 137H106L105 138L106 140ZM126 137H127V139H126ZM141 137L142 138L144 137V138L142 139ZM246 137L252 138V139H248ZM257 137H259L260 139L257 140ZM103 139L105 141H103ZM160 139L161 140L163 139L165 141H162V143H161ZM240 139H241V142H240ZM244 139H247L246 142L244 141ZM94 140H96V141L93 143ZM242 141H243V143H242ZM79 144H80V142H79ZM166 144H169V146L168 145H167L168 147L164 146ZM240 144H242L241 148L245 147V149L241 150ZM90 145L92 146L93 149H94V147H96L97 150L95 152L92 151V148ZM159 146H160V148H158ZM161 146L166 147L165 150H162L163 148ZM158 149L162 150V152H160V150H158ZM183 149L185 151H183ZM68 150H69V148H68ZM72 150H73V153H72ZM72 150H71V153H72L71 155L73 157L69 156L66 151L64 153L65 154L67 153V154L64 157L63 156L59 157V160H61V163L58 165L59 166V168H58V170H59V176L58 177L59 178L56 180L55 183H53L54 184L53 187L56 188V190L60 189L62 192H64L66 194L65 199L67 200V203H69V202L74 203L78 199L83 200V198H81L79 195L81 192L86 191L88 188L102 187L101 186L102 184L100 182V176L101 175L98 172V170H99L98 166H96L94 164H91L88 167L81 165L80 167L74 166L75 168H72L71 166H69V167H71V169H69L67 166L64 165L65 161L68 162V160H70L71 158L73 159V158L79 157V151L78 150H80V149L78 147V142H76L72 145ZM107 150H109V151L107 152ZM245 150H246V152H244ZM88 151H90V150H88ZM115 151L118 153H116ZM92 152H94V153H92ZM114 152H115V155H114ZM60 153H61V155H63L62 152H60ZM60 153H59V155H60ZM81 153H80V156H81ZM99 154H100V156H99ZM103 154H101V152H100L97 155H95L93 157L91 156V157L95 159L96 156L101 157V155L103 156ZM120 154H122V156L124 158L120 157L121 156ZM235 154H237V155H235ZM118 156L120 158H117ZM61 157H63V158H61ZM65 157L67 159H65ZM87 157H88V155H87ZM152 157L153 158L156 157V158L153 159ZM102 158H104V157H102ZM113 159H115V160H113ZM75 161H76V159L72 160L71 162H75ZM122 162H124V163L126 162V164H124V163L122 164ZM133 162H134V165H133ZM58 163H59V161H58ZM131 163H132V165H131ZM197 163H198V165H196ZM67 164L68 163H66V165ZM108 164H109V162H108ZM110 164H111V166L113 165L111 162H110ZM119 164H120V166H118ZM72 165H73V163H72ZM115 165H113V166H115ZM107 166L109 167V165H107ZM124 166H126V167H124ZM217 166H218V164H217ZM84 168H86V169H84ZM81 169H82V171H81ZM72 170H73V173L71 172ZM111 171H113V167H112ZM69 172H71V173L67 175V173H69ZM203 175L205 176V174H203ZM206 175H207V173H206ZM183 176H185L186 178ZM200 177H201V175H200ZM147 187H148V189H147ZM231 187H234V188H231ZM230 189L232 191H230ZM189 193H190V195L191 194L193 195L192 198L194 197L192 200V202L194 204L188 205V207H185L184 199H185L186 195H188ZM118 217L119 216L115 215L114 219H118ZM134 251H133V253H134ZM91 255L94 256L93 252ZM112 260L114 261V259H112Z\"/></svg>",
  "mask_w": 264,
  "mask_h": 264
}]
</instances>
